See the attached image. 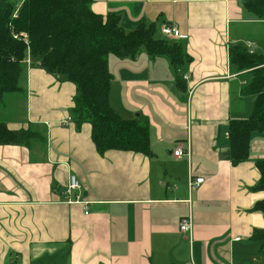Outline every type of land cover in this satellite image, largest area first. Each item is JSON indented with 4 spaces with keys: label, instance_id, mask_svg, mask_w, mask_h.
Listing matches in <instances>:
<instances>
[{
    "label": "crops",
    "instance_id": "0c3cea01",
    "mask_svg": "<svg viewBox=\"0 0 264 264\" xmlns=\"http://www.w3.org/2000/svg\"><path fill=\"white\" fill-rule=\"evenodd\" d=\"M247 1L93 0L94 13L120 16L128 32L155 25L157 38L180 44L188 57L179 71L145 52L109 58L111 105L125 120L149 124L152 159L101 156L90 125H63L76 87L28 63L29 122L7 125L41 124L46 143L0 145V264H264L262 243L252 239L264 230L254 211L264 200L255 190L264 133L252 136L239 165L228 140L230 120L248 119L256 100L242 94L248 75L231 65L230 48L251 42L264 55V20ZM168 24L182 37L163 36ZM178 74L189 80L179 86ZM178 147L190 158H177ZM72 174L89 214L83 203H67ZM190 176L205 183L190 192ZM184 218L190 232L180 231Z\"/></svg>",
    "mask_w": 264,
    "mask_h": 264
},
{
    "label": "trees",
    "instance_id": "16d2710c",
    "mask_svg": "<svg viewBox=\"0 0 264 264\" xmlns=\"http://www.w3.org/2000/svg\"><path fill=\"white\" fill-rule=\"evenodd\" d=\"M93 0H24L18 11L11 0H0V102L8 94L22 92L21 81L28 61H35L52 76L66 79L76 87L71 125L79 130L92 127V142L104 156L110 151L127 152L154 158L149 124L125 120L111 105L113 75L109 58H136L140 52L152 58H167L179 71L188 57L182 46L156 37L155 25L142 23L126 31L120 16L106 17L93 12ZM244 7L264 20V0H249ZM17 13V14H16ZM230 63L248 81L242 90L256 97L248 119H232L228 140L233 165L250 157L252 136L264 133V55H251L243 46L230 48ZM179 86L184 83L178 74ZM38 141L45 146L46 131L33 126L12 130L0 120V145L31 147ZM260 180L255 190L264 192V160L256 163ZM254 211L264 217V200ZM252 239L262 243L264 230H255Z\"/></svg>",
    "mask_w": 264,
    "mask_h": 264
},
{
    "label": "built area",
    "instance_id": "2783aa9c",
    "mask_svg": "<svg viewBox=\"0 0 264 264\" xmlns=\"http://www.w3.org/2000/svg\"><path fill=\"white\" fill-rule=\"evenodd\" d=\"M161 33L163 36L167 37L168 39L172 40V39H178L181 38L182 36L180 35V31L178 29V27L176 25H165L162 30ZM247 51L249 52V54L254 55L256 54L255 50H254V46L251 42L247 43ZM30 61H28L29 63ZM184 80H189V76L184 75L183 76ZM72 123V119L68 118L67 120H65L63 122L64 126H70ZM174 155L179 158H190V151L187 150L185 151L182 147H178V149L174 152ZM205 183V179L204 178H196L194 179L192 176H190L189 178V190L190 192L196 191L202 184ZM81 189V184L80 181L78 179V177L74 174H72L70 176L69 179V185L66 188L65 191V197L68 199L67 203L69 204H73V203H83L84 205H86V214H89L88 212V208L87 202H84L81 200L80 196L75 195L76 192H78ZM74 197V199H72ZM192 229V221L190 218H184L181 223H180V231L185 233V232H190Z\"/></svg>",
    "mask_w": 264,
    "mask_h": 264
},
{
    "label": "rangeland",
    "instance_id": "374dc122",
    "mask_svg": "<svg viewBox=\"0 0 264 264\" xmlns=\"http://www.w3.org/2000/svg\"><path fill=\"white\" fill-rule=\"evenodd\" d=\"M24 0H11L16 9H20ZM17 14V13H16ZM157 37L162 38L161 35ZM28 71L21 81L22 92L8 94L0 102V120L8 125L18 124L26 126L29 122V88L27 85ZM35 129H43L41 124H34ZM34 144L41 145L38 141Z\"/></svg>",
    "mask_w": 264,
    "mask_h": 264
}]
</instances>
